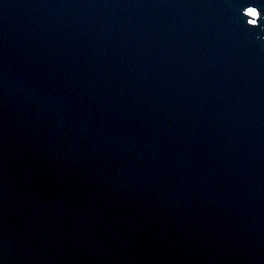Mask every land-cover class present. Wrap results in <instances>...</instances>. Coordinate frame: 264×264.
<instances>
[{
  "label": "water",
  "instance_id": "95a60500",
  "mask_svg": "<svg viewBox=\"0 0 264 264\" xmlns=\"http://www.w3.org/2000/svg\"><path fill=\"white\" fill-rule=\"evenodd\" d=\"M0 264H264V0H0Z\"/></svg>",
  "mask_w": 264,
  "mask_h": 264
},
{
  "label": "snow or ice",
  "instance_id": "6c2138e0",
  "mask_svg": "<svg viewBox=\"0 0 264 264\" xmlns=\"http://www.w3.org/2000/svg\"><path fill=\"white\" fill-rule=\"evenodd\" d=\"M249 15H250V16H255L256 13H255L254 11H252V12H249Z\"/></svg>",
  "mask_w": 264,
  "mask_h": 264
}]
</instances>
